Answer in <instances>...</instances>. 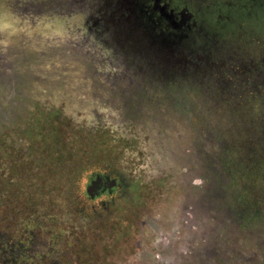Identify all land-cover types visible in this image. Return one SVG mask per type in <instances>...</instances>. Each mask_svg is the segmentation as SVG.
<instances>
[{"label": "rangeland", "instance_id": "1", "mask_svg": "<svg viewBox=\"0 0 264 264\" xmlns=\"http://www.w3.org/2000/svg\"><path fill=\"white\" fill-rule=\"evenodd\" d=\"M23 1H28V4H22ZM30 1L40 2V0H0V31H2L0 33L5 36L0 44L6 46L1 47L0 50H3V56L6 57L3 67L8 69V75H3L4 78L1 80L3 84L0 86V92L4 93L3 90L12 87L17 92L21 91L26 107L28 106L29 110L35 107L32 117L43 118L57 114L60 118H45L43 123H30L28 130H36L39 127L38 131L47 137L58 132V144H55L56 140L53 139L50 140V144L42 145L37 141L36 136H31L29 145L36 149L33 148V152L31 150L28 160L23 159L25 162L21 161L14 165L12 170L16 174L15 181H20V183L16 182L25 186L30 195L27 201L21 204L13 201L14 212L8 214L12 219V227L17 228L19 222L24 220L25 216L20 217L22 215L20 211H26L28 215L36 214L38 211V188L43 179L39 168H44V179L49 178L52 183L55 182L54 172L58 173V171L56 168L51 169L50 163L57 159L58 148L64 147V150L67 147L75 148L66 161L71 162L73 166H79L82 162H86V158L90 160L88 156H84L83 148L85 151H99L102 144L98 142L103 140L107 141L103 146L115 149L113 147H116V144L112 140L121 139V129L123 134L133 133L130 135L134 136L135 133L145 134L156 130L162 133L164 142L172 146L177 132L184 130L186 132L188 125L195 131V126L203 124L204 162L207 165L202 174L205 176V193L194 205V213L201 214L200 219L203 221L199 224L200 229L188 230V234L184 235L185 240L181 242L190 249L193 240L199 237L200 246L209 245V248L214 249L217 245L214 240L220 238L226 239L227 244L224 241L226 248L229 246L232 248L231 245L234 243L237 252L252 247L254 241H246L245 238L251 236L249 232L255 233L258 228H264V218L258 223L252 222L247 227L244 226L243 230L237 222L229 226L228 230L224 224L229 218L228 214L264 215V3L254 5L251 0H165L175 11L187 7L196 14L202 35L197 33L190 44L194 49L190 53L191 60L195 62L197 58L223 60L218 56L233 58L235 62L233 61L231 69L227 72L223 71L228 73V77L223 76L221 72L215 74L217 78H224H218L216 82L225 80L230 83L229 89H225L228 93L222 91L224 88H220L219 83L213 85L209 80L197 83L199 79L195 75L185 81L178 77L172 82L174 84L170 85L171 94L167 91L149 90V86L142 88L133 98L132 103L133 108L134 104H138V111L133 109V112L126 114L128 107L122 108L117 96L123 94L117 92L118 94L114 95L108 86L103 85L110 79L103 80L92 73L91 67H95V62L91 59L93 57L82 52L81 46L69 44V40H73L74 36L79 42L88 33L87 30L79 29L86 19V11L77 6L73 10L52 5L44 7V2L39 8L34 7ZM23 8L27 13L23 12ZM42 9L47 12H41ZM12 13L17 14V17ZM51 14H55V17L47 16ZM35 15L37 17L33 19L32 16ZM25 16L30 19L28 21L25 18L21 19ZM184 31H176L175 37L183 39L187 35ZM204 33L211 34L213 40L202 41L205 38ZM109 51L106 49L105 53L110 57L111 62L118 61L119 52L109 53ZM255 61L262 63L261 70L252 69L251 62ZM243 63L248 66V72L243 70L241 66ZM155 75L150 76V79L146 77L139 80L147 84H169L167 81L169 79L163 80L162 75ZM127 81L126 78L116 82ZM8 105L11 106V103ZM12 105L14 106H11L9 114H14L16 105ZM27 115L31 122L29 113ZM131 116L135 118H130ZM92 119L94 122L90 124ZM133 120L136 122L132 123ZM81 133L89 134L91 140L83 138ZM104 133L109 134L112 140L106 139ZM44 140L47 141L46 138ZM22 142L26 145L24 140ZM42 151L44 154L40 156ZM97 156L101 157L102 154ZM109 156L107 161L114 163L111 159L115 158V154L111 155L110 152ZM37 157L44 167L39 166ZM125 158L124 155L121 162L125 161ZM62 167L66 168L65 165ZM1 169L4 170L3 166L0 167ZM190 174L193 175L194 172L191 171ZM58 181L60 187L64 181L62 179ZM51 190L52 188L50 192ZM150 194L152 193L146 192L145 199H142L148 205L153 200ZM174 194L172 188L167 186L165 190L162 189L161 194H155L158 202L152 203L156 206L157 214H161L160 225L169 237L171 234L168 226L169 214L166 213L174 210V205L166 200L167 196ZM174 197L170 196L171 199ZM189 197L191 199V195ZM147 204L140 205L149 211ZM80 205L81 203L78 204ZM69 210L77 209L73 206ZM4 220L5 214H0V221L5 222ZM178 232L184 231L179 229ZM70 236L71 246L63 244L62 251H70L74 264H84L88 255L95 259L89 264H98L96 252L92 247V238L87 241L81 232ZM181 237L182 235L179 236ZM240 239L243 240L244 246ZM121 264H125V261L123 260ZM206 264L214 263L206 262Z\"/></svg>", "mask_w": 264, "mask_h": 264}, {"label": "flooded vegetation", "instance_id": "2", "mask_svg": "<svg viewBox=\"0 0 264 264\" xmlns=\"http://www.w3.org/2000/svg\"><path fill=\"white\" fill-rule=\"evenodd\" d=\"M85 1L40 0V2L36 1L37 3L30 2L33 3L34 7H39L44 2V7L52 5L53 7L73 10L78 4L83 6ZM98 1L89 6L85 14L86 19L82 23V29L87 30L88 33L79 42L74 36L73 40H69V44L74 43L77 47L78 45L81 46L82 52L93 57L91 59L94 60L95 67H91L92 73L103 80L110 79L108 82L105 81L106 83L103 85L108 86L114 95H117V92L123 94L117 96H119V103H121L122 108L128 107L126 114L133 112V109L138 111V104H134L133 108L132 103L134 102L133 98L142 88L145 89L149 86V90L167 91L171 94L170 85L172 84H147L144 81L140 82V80L155 74H160L163 79H167L171 68L180 67V65L187 67L193 64L190 59L191 52L182 48L177 54L178 58H185L186 61L172 63L159 59L156 54L143 49L146 48V44L145 41H139V32L135 37L124 36V31H127V28L123 23L114 27L112 23L106 21L110 14L115 15L114 20L116 22L121 14L124 17L127 16V12H116L115 7L118 6L119 0H110L112 3L110 8L109 6L106 7L107 0ZM139 3L142 21L148 26L150 25L147 24L143 9L145 3H147V10H150L152 15L166 21V26L170 32L180 31L182 25L187 20H191L190 15L187 14V7L175 11L168 6L169 4L165 0H139ZM22 4H28V1H23ZM14 5L15 3H13ZM99 6L103 7L100 14L97 11ZM16 11L18 12V10ZM23 12L27 13L24 8ZM12 14L17 17V14ZM172 14L176 21L181 23L179 30H173L168 18L164 16ZM98 15H102L107 22L105 26L104 24L99 25V23L94 24L96 18H99ZM24 18L26 21L30 19L28 16L21 17V19ZM4 38L5 36L0 33V43ZM1 47L5 48L6 46L0 44ZM110 48L113 50L112 52H119L120 54L117 57L118 61L116 60L114 63L105 53L106 49ZM2 51L0 50V86L3 84L1 80L8 75V69L3 67L6 57L3 56ZM128 53H131L130 55L138 60L153 59L156 62L154 63L155 67L160 65L161 68H147L146 72H143L142 68L137 67L136 62H131L132 67H128L126 61H123L129 56ZM100 65L111 66V69L109 67L103 68ZM126 78L127 82H116ZM3 92H0V167L3 166L4 168V170H0V214H5V222L0 221V264H74V258L70 251H62V247L63 244L70 247L72 238L70 235L80 232L87 241H90V237L92 238V247L96 252L98 264H121L123 260L125 264H206V262L214 264H264V228H258L255 233L249 232L251 236H246L247 239L245 238V240L254 241V245L248 247V250L243 248L240 252H237L234 243L231 245L232 248L230 246L226 248V239L214 240L217 244L214 249L209 248V245L200 246L199 237L193 240L190 249L181 242L185 240L184 235L188 234V230L193 231L195 228L198 230L199 224L203 221L200 219L201 214L194 213L195 203H198V198L201 195L204 196L205 193V176L202 174L207 165L204 162L203 124L195 126V131L192 126L188 125L186 132L185 130L177 132L172 146L166 144L162 133L156 130L148 131L145 134L134 132V136L130 135L133 133L123 134V129L121 131L119 129L122 134L121 139L112 140L109 138V134H107L109 131L106 128L108 131L104 133L107 136L106 139L112 140L116 144V147H113L115 149L112 150L109 146H103L107 142L103 140L98 142L100 145L102 144L99 151H85L83 148L84 156H88L90 160L86 158V162H82L79 166H73L71 162L66 161L75 151V148L67 147L66 150L64 147L58 148V160L50 163L51 169L56 168L58 171V173L54 172L55 182L52 183L49 178L44 179V168H39L42 171L40 175L43 176V186L41 184L38 188V211L36 214L29 215L26 211H20L22 214L20 217L25 216V218L14 229L11 216H8L14 212L12 209L13 201H18L17 203L21 204L25 200L27 201L28 195H30L25 186L17 183L20 181H15L14 175L16 174L12 170L14 165L29 159L31 150L33 152V148H35L29 145L31 136H36L37 141L41 142L42 145L50 144V140L53 139L56 140L55 144H58V132H54L50 138L42 132L40 133L39 127L29 131L28 126L34 122L43 123L45 118L60 117L57 114H50L47 117L43 116V118L40 116L38 118L32 117L31 114L35 112V107L32 110H29L28 106L26 107L22 100L24 96L21 91L17 92L12 87L9 90H3ZM125 92L126 95H124ZM8 103H11L12 107L14 106L12 104L16 105L14 114H9L11 106ZM28 113L32 119L31 122L28 119ZM130 118H135V116ZM93 122L92 119L90 124ZM134 122L136 120H133L132 123ZM81 134H83V138H87L88 141L91 140L89 134ZM45 138L48 142L44 140ZM22 140L26 142V145ZM98 152L102 154L101 157L97 156L100 154ZM110 152L111 155L115 154V158L111 159L114 163L107 161ZM43 154L44 151L41 152L40 156ZM124 155L126 156L125 161L121 162ZM64 165L66 168L62 167ZM39 166L44 167L40 160ZM210 168L212 167L210 166ZM72 169L75 170L70 172ZM191 171L194 172L193 175L190 174ZM58 179L65 182L60 187L58 186L60 182ZM167 186L172 188V192L175 193L170 195L175 196L174 199L166 195L167 200H169L166 202L174 205V210L166 213L169 214L170 237L160 225L162 224L161 214H157L156 206L152 204L158 202L155 194H161L162 189L165 190ZM50 188H52L51 192ZM146 192L154 195L150 194L154 201L151 200L152 203L149 205L142 200L145 199ZM223 196L225 197V194ZM79 203H81L80 206H78ZM140 204H144V206L147 204L149 211L142 208ZM73 206L77 210H69ZM228 216L229 218L225 220L224 224L227 230L236 222L243 230L244 226L247 227L252 222L258 223L264 218L263 214H228ZM179 229L184 232H178ZM180 235H182L181 238H179ZM250 237L252 240L249 239ZM229 241L231 242V240ZM240 241L243 244V240L240 239ZM92 260L95 261L93 256L88 255L84 264H89Z\"/></svg>", "mask_w": 264, "mask_h": 264}, {"label": "trees", "instance_id": "3", "mask_svg": "<svg viewBox=\"0 0 264 264\" xmlns=\"http://www.w3.org/2000/svg\"><path fill=\"white\" fill-rule=\"evenodd\" d=\"M98 0H86L83 6H80L79 4L77 5V7L81 8V9H86L85 11H87V9L89 8V6L93 5V3L97 2ZM61 2H66V0H61ZM99 2V1H98ZM230 2V1H229ZM252 3L257 4V5H261V2L264 3V0H251ZM231 3V2H230ZM65 7V5H64ZM147 3H145V8L144 9V14H145V18L147 19V24H149L151 27H153L155 29V32L157 33H163L164 35H169L170 37H172L173 39H175V33L170 32V29L167 28L166 26V21L165 20H161L159 19L156 15H152V12L150 10H147ZM190 7V6H189ZM41 12H47L45 10H40ZM61 12H64L63 10H60ZM40 12V13H41ZM38 14V13H37ZM187 14H189L191 17V20L186 21V23L184 25H182V31L185 30L184 32H186L187 35L184 36V38L182 39V44H181V48L187 49V51L192 52L194 51V49H192V45L190 46V44H192L191 42L194 40L195 35L198 33L199 35H202V31L200 29V25L197 22V17L195 12L190 8H188ZM49 17L54 16L55 14H51V15H47ZM47 16H45L47 18ZM33 17H37V15L33 16ZM47 19H51V18H47ZM83 23V22H82ZM79 25V24H78ZM82 25V24H81ZM83 25L82 27H80L79 29L83 30ZM186 28V29H185ZM87 34V33H86ZM204 40L202 41H206V40H213L212 35L208 34V33H204ZM92 39V38H91ZM201 41V42H202ZM110 50L109 53L111 51H113L111 48L108 49ZM198 53V51H196ZM131 53H128V57L126 58V65L128 67H132L130 65L131 62H136L135 64L137 65L138 68H142L143 72H146L147 68H155L158 69L161 68L160 65H157V67H155L156 65H154L155 60H151L149 58H145L144 60H138L135 59L133 55H130ZM219 58H223V60H205L204 58L200 59H196L197 61L195 62L194 60H192L193 64L188 65L187 67H183V65L179 66H175L173 68L170 69V74L167 75V79H163V80H167L169 81V84H174L172 83L176 78H181L183 81H185L186 79H188V77L190 76H196L199 80L197 81V83H200L203 81H207L209 80L210 82H213V85H217V83H219L220 88H224L222 89V91L228 93L225 89H229V85L230 83H228L225 80H221L220 82H216L218 79L217 76L215 75L216 72H221L223 76L228 77L226 73L227 70H230L232 65H233V58H227V56H223ZM217 57V58H218ZM188 58V57H187ZM192 59V58H190ZM227 61V62H226ZM235 62V61H234ZM249 62V61H248ZM243 70L246 72L248 66H246L244 63L241 64ZM251 67L252 69H258L261 70L262 69V63H259L258 61H255L254 63L251 62ZM226 72H223V71ZM248 72V71H247ZM193 73V74H192ZM156 76V75H155ZM159 76V75H158ZM149 77V78H148ZM147 78L150 79V76H148ZM147 79V80H148ZM219 79H224L223 77H220ZM146 81V80H145ZM184 83V82H181Z\"/></svg>", "mask_w": 264, "mask_h": 264}, {"label": "water", "instance_id": "4", "mask_svg": "<svg viewBox=\"0 0 264 264\" xmlns=\"http://www.w3.org/2000/svg\"><path fill=\"white\" fill-rule=\"evenodd\" d=\"M158 1V0H157ZM109 8L112 6L110 0H107V6ZM139 0H119L118 6H116V12H127V16H123L122 14L120 17L117 18V22L114 20L115 15L110 14L108 19L106 20L108 23H112L114 27H117L119 23H123L126 26L127 31L125 32L124 36H132L135 37L136 34L139 32V41H145L146 48L144 50H148L158 56L159 59H163L165 61L170 62H181L182 60L186 61L185 58H178L177 54L179 53L181 48V37L173 39L168 36L164 35L163 33L155 32V29L151 26L145 25L142 21V11L140 9ZM102 6H99L97 11L101 13ZM99 18H96L95 25L99 23V25H106V21L104 20L102 15H98ZM168 18L170 22V27L173 30H179L181 27V23H178L174 17V15H164ZM192 16H190L191 18ZM174 36H177L176 34ZM130 38V37H129Z\"/></svg>", "mask_w": 264, "mask_h": 264}]
</instances>
